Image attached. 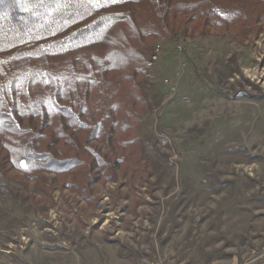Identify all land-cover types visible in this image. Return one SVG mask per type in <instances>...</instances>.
<instances>
[{
  "label": "rangeland",
  "instance_id": "1",
  "mask_svg": "<svg viewBox=\"0 0 264 264\" xmlns=\"http://www.w3.org/2000/svg\"><path fill=\"white\" fill-rule=\"evenodd\" d=\"M188 26L86 189L0 172V264H264V24Z\"/></svg>",
  "mask_w": 264,
  "mask_h": 264
},
{
  "label": "trees",
  "instance_id": "2",
  "mask_svg": "<svg viewBox=\"0 0 264 264\" xmlns=\"http://www.w3.org/2000/svg\"><path fill=\"white\" fill-rule=\"evenodd\" d=\"M187 20L247 31L264 0H0V172L86 189L114 165L92 142L127 140L153 38Z\"/></svg>",
  "mask_w": 264,
  "mask_h": 264
},
{
  "label": "built area",
  "instance_id": "3",
  "mask_svg": "<svg viewBox=\"0 0 264 264\" xmlns=\"http://www.w3.org/2000/svg\"><path fill=\"white\" fill-rule=\"evenodd\" d=\"M160 50H161L160 45H157V46L155 47L154 51H153V54L151 55V59H152L153 61H158ZM166 81L169 82L168 79H167ZM263 255H264V253H263Z\"/></svg>",
  "mask_w": 264,
  "mask_h": 264
}]
</instances>
